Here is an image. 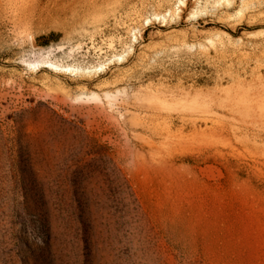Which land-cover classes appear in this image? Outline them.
<instances>
[{
    "label": "rangeland",
    "instance_id": "rangeland-1",
    "mask_svg": "<svg viewBox=\"0 0 264 264\" xmlns=\"http://www.w3.org/2000/svg\"><path fill=\"white\" fill-rule=\"evenodd\" d=\"M0 264H264V0H0Z\"/></svg>",
    "mask_w": 264,
    "mask_h": 264
}]
</instances>
